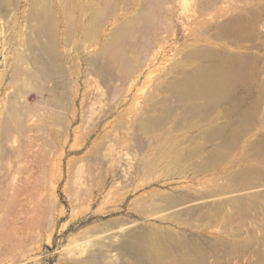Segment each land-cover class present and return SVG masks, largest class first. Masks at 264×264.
<instances>
[{"label": "rangeland", "instance_id": "374dc122", "mask_svg": "<svg viewBox=\"0 0 264 264\" xmlns=\"http://www.w3.org/2000/svg\"><path fill=\"white\" fill-rule=\"evenodd\" d=\"M69 5L0 0V175L14 178L0 181L29 192L20 220L35 205L40 215L21 246L15 236L3 246L14 255L1 264H264V0H175L168 17L153 9L151 28L133 25L136 52L127 34L112 42L110 27L88 46L76 21L92 3ZM120 7L119 24L136 18L138 6ZM118 45L128 58H115ZM198 48L227 79L235 114L200 113L169 90L177 71L203 65L186 58ZM74 116L79 132L64 144ZM218 129L236 138L215 164L224 143L205 135Z\"/></svg>", "mask_w": 264, "mask_h": 264}, {"label": "bare ground", "instance_id": "6f19581e", "mask_svg": "<svg viewBox=\"0 0 264 264\" xmlns=\"http://www.w3.org/2000/svg\"><path fill=\"white\" fill-rule=\"evenodd\" d=\"M59 2H61V4H62V2L64 1V0H58ZM91 1V3H92V5H91V8H90V12H88L87 14H85V13H83V14H81V15H79L78 16V18H77V21H76V26H77V29H76V32H77V35L80 37V38H82V39H84L86 42H88V46H91V48H93V46H96V45H99V44H101V43H99L101 40H102V38H103V36L105 35V33H106V29H108L109 27H110V29L109 30H112V33H111V38L112 39H114L115 38V40L114 41H112V42H115L116 41V39H117V41H118V38H119V41L121 42V39L122 38H124V40L126 39V37L124 36V35H128V41H129V44H127V46H129V47H127V49H129V51H131V52H134L135 51V46H136V43L134 42V41H132V39L134 38V36L132 37L131 35H133V34H130V32H132L131 30L133 29V25L134 24H136V22L138 23L139 22V20H145L144 22L146 23V21H151L154 17H153V13L152 12H154L153 11V9L154 10H158V12H159V14L160 15H162V17H163V15H165L166 16V13L164 12V9H165V6L167 5V7H168V4H173V2L175 1V0H157V1H153V0H145V3L142 5V4H140V2L142 3V1H140V2H135V3H131L130 2V0H90ZM50 2H51V0H50ZM69 3H70V11L72 12V14H73V11L77 8V3H78V0H69ZM35 4V3H34ZM130 4H132L133 5V7L134 6H138V13H137V15H136V18H133V19H128L127 21H125V22H123V23H121V24H119V21H120V17H121V14L120 13H118L117 12V7H120V6H122V7H120V10L121 11H124V10H126V8H127V6L128 5H130ZM50 7H51V5H50ZM63 7V9H64V6H62ZM61 7V8H62ZM81 7H83V6H81ZM97 7V11H94L93 12V9L94 8H96ZM88 8V7H87ZM173 8V7H172ZM171 8V10L168 12V13H170V14H173V12H174V9H172ZM52 9V8H51ZM81 11H82V9H81ZM166 11V10H165ZM63 12H66L65 10H63ZM67 13V12H66ZM75 13V12H74ZM123 13V12H122ZM155 13H157V12H155ZM155 13H154V15H155ZM54 14V13H53ZM68 14V13H67ZM65 16H66V14H65ZM64 16V17H65ZM138 17H139V19H138ZM166 17H168V16H166ZM155 18H157V15H156V17ZM159 19V18H158ZM55 20V19H54ZM65 20H66V18H65ZM68 20V19H67ZM160 20V19H159ZM62 21V20H61ZM60 21V22H61ZM93 21V23H95L97 26H94V25H91V23H90V25L92 26V28L94 29L95 28V31L93 30V31H90V30H88V27L85 25V23L86 22H92ZM164 21L166 22L167 20H166V18L164 19ZM153 22H155V19H154V21H152V23ZM161 22H163V21H161ZM67 23H69L68 21H67ZM92 23V24H93ZM150 23V22H149ZM149 23H147V25L149 24ZM169 23L170 24H168V22H167V25H170V27L171 28H174V25H173V22L172 21H169ZM78 24V25H77ZM166 24V23H165ZM153 25V24H152ZM152 25H151V23L149 24V28H151L152 27ZM57 26V25H56ZM75 25H72V27H74ZM90 26V27H91ZM94 26V27H93ZM161 26H162V24H161ZM164 26H162V27H160V28H163ZM170 27H168V28H170ZM96 28H97V31H96ZM166 28V27H165ZM212 28V27H211ZM75 28H73V30H74ZM164 29V28H163ZM146 30H147V28H146ZM149 30V29H148ZM156 30V29H155ZM158 30V29H157ZM166 31H168L167 29H165ZM171 29H169V31H170ZM91 32V34H93L92 32H97V36H96V39L97 40H94L92 37L94 36V35H92V36H90L91 34H88V32ZM150 31V30H149ZM163 31V30H162ZM165 31V32H166ZM172 31V30H171ZM205 32H206V29L204 30ZM207 31H208V29H207ZM151 32V35H152V38L156 41V42H160V41H164V39L162 40V37H160L158 34H157V32H154V31H150ZM146 33V32H145ZM226 33V32H225ZM229 33V32H228ZM96 34V33H95ZM126 35V36H127ZM124 36V37H123ZM147 36V35H146ZM166 36V35H165ZM145 37V36H144ZM143 37V43H142V46H144V43H145V41H144V39L145 40H147L148 38H144ZM121 38V39H120ZM215 38V37H214ZM135 39V38H134ZM188 39V38H187ZM186 39V40H187ZM201 41V40H200ZM134 42V43H133ZM142 42V41H141ZM140 42V43H141ZM187 42V41H186ZM116 44H117V42H115ZM128 43V42H127ZM152 42L150 41V44H151ZM199 43V39L198 38H196V37H194V38H192V45H197ZM118 44H119V42H118ZM147 44H148V42H147ZM156 44L157 43H153V46H151V47H153V49L152 50H150V53L149 54H152L153 56L152 57H154V58H157L158 57V55H159V53H160V49L159 48H157L156 47ZM108 46V45H107ZM140 46V45H139ZM149 47V46H148ZM118 48H120V46L118 45V46H116V50L118 49ZM137 48V47H136ZM140 48H142V47H140ZM95 49V48H94ZM97 49V48H96ZM138 50V49H137ZM193 50H195V49H193ZM189 51L188 53H190L189 55H188V53H186L188 56L186 57V58H196V60L197 59H199V58H202V56H198V55H201L202 53H203V51L205 50H203V51H201V48L199 49H196L195 51ZM199 50L202 52H200L199 53ZM105 51V50H104ZM103 51V52H104ZM126 49H124L123 48V46L120 48V49H118L117 51H115V53H113L114 55L116 54V57L115 58H121V60H123L122 58H128L127 57V55H126ZM216 51V50H215ZM215 51H214V53H215ZM102 51H101V53H103ZM136 52V51H135ZM143 52V51H142ZM142 52H139V55H138V58H139V56H140V53H142ZM218 52V51H217ZM138 53V52H137ZM205 54H208V53H206V52H204ZM110 54V53H109ZM109 54H107L106 55V57L109 55ZM161 54H162V51H161ZM161 54H160V56H161ZM210 54V53H209ZM213 54V53H212ZM219 54V53H218ZM142 56V55H141ZM183 57V56H182ZM135 58H137V57H135ZM184 58V57H183ZM203 61H204V63H203V65L202 66H200L199 67V69H197V70H194V71H192L191 73H189V72H187L186 70H179V71H177V75H180V78H174L173 80H172V78H171V81H168L167 83H168V86H169V90H171L172 91V93L173 94H175V95H177L178 96V98H179V101L180 102H182V103H185V102H190V101H198V102H200V104H201V108H200V113L201 112H205V113H212L213 112V110H216V108H218V107H220V106H222V105H225V109H226V111H227V113H228V115H233V114H235V112H236V110L237 109H234L233 108V102H232V100H231V98H230V96H229V93H227V89L225 88L226 87V81H227V79H224L223 78V75H222V71H220L219 69H218V65H216V63L214 64V63H212L213 61H212V58L208 55V56H204L203 58ZM193 60V59H192ZM195 60V59H194ZM201 60V59H200ZM125 62V61H124ZM201 62V61H200ZM189 63V62H188ZM218 64V63H217ZM221 68V67H220ZM211 71V72H209V73H207V71ZM223 73H224V71H223ZM176 74V73H175ZM227 76V75H226ZM237 82V81H236ZM231 83V82H230ZM168 88V87H167ZM240 102V101H239ZM238 102V103H239ZM238 105V104H237ZM199 106V105H198ZM164 111V110H163ZM199 111V110H198ZM167 112V111H166ZM163 115H165V114H163ZM162 115V116H163ZM167 116V115H166ZM161 117V116H160ZM152 119V118H151ZM160 119H162V118H160ZM242 119V118H241ZM158 120V119H157ZM76 121V119H75V116L74 117H72V119H70L69 120V123H67V128H66V130H65V135H64V144H67L68 143V141H69V139L71 138V134H72V132L75 134L76 132L75 131H77L76 129H72V124L74 123ZM162 122V121H161ZM161 122H160V124H161ZM155 123V122H154ZM158 123V122H157ZM159 124V125H160ZM155 125H156V123H155ZM176 126V125H175ZM157 127V126H156ZM155 127V128H156ZM77 128V127H76ZM174 129H175V127H174ZM77 132H79V131H77ZM166 133V132H165ZM77 134H75V136H76ZM236 135V134H235ZM238 136V135H237ZM77 137V136H76ZM164 137H165V134H160V135H157L156 136V139H158V140H161V139H164ZM205 137H206V139H207V142H208V144L211 142V144H212V142H214L215 140H219V141H222L224 144V146H218V145H214V147H213V150H212V153L213 154H215L217 157V159H216V161H214V163L216 164L217 163V160H219V159H221V158H223L224 156H225V154H226V152H227V146L228 147H230V145H231V143L232 142H230L229 141V144H228V140L231 138V139H233V138H236V137H234L233 136V133H231V132H229L228 134H226V132L224 131V130H220V129H218V130H216V131H214V132H210L209 134L207 133L206 135H205ZM75 139V138H74ZM77 141V140H76ZM225 143H226V145H225ZM75 144V147H77V144H78V142L76 143H74ZM74 144L73 145H71V147L72 146H74ZM79 146V145H78ZM233 146V145H232ZM78 148V147H77ZM71 149V148H70ZM76 149V148H75ZM33 161V160H32ZM35 161V160H34ZM37 162V161H36ZM33 163V162H32ZM35 166V165H34ZM9 168V167H8ZM10 169H12V168H10ZM9 169V170H10ZM33 169V168H32ZM8 170V171H9ZM10 172H12V171H10ZM30 172H31V169H30ZM13 173H15V175L17 174V171H13ZM33 173V172H32ZM7 175V174H6ZM30 175V174H29ZM35 174H32V178L33 177H35L34 176ZM0 176H2V175H0ZM5 176V175H4ZM4 176H2L1 178H3L2 180L3 181H5L4 180ZM12 175H10V177H11ZM6 177V176H5ZM8 177H9V174H8ZM8 177H6V178H8ZM10 177H9V179H10ZM29 178V177H28ZM32 178H29V179H31L32 180ZM11 179H12V177H11ZM14 179V178H13ZM12 179V180H13ZM28 179V180H29ZM36 180H37V178H35ZM35 179H33V180H35ZM1 180V181H2ZM18 181L19 182V180L20 179H16L15 178V181ZM31 180H29L28 181V183L31 181ZM1 181H0V183H1ZM38 181V180H37ZM10 181H8V183H9ZM5 184L4 182H2L1 183V186L3 185V184H5V186H6V188H4L3 186V188L1 187L0 188V250L3 248V246L5 247V244L8 242L9 244L11 243V241H9L12 237H18L19 235H20V233H22V232H24V230H26V229H31V230H34L35 231V229H36V224H37V218H38V216H37V209H39V208H37L36 207V205H35V208H36V210L35 209H33L32 211H30V212H28V218H25L24 219V221L23 220H20V219H22V216H24V213H19L18 211H17V209L19 208V204H20V202H19V198L20 197H22L23 195H26V192H27V194L29 193L28 191H26V187L24 188L23 186H16V184H13L12 183V181L9 183V184ZM12 183V184H11ZM24 183H26V180L24 181ZM27 183V184H28ZM7 185L9 186V187H7ZM18 185V184H17ZM35 185H36V183H35ZM33 186V185H32ZM37 187V185L34 187L35 189H38V188H36ZM5 189V190H4ZM35 189H34V191H35ZM33 191V192H34ZM31 195H33V194H31ZM33 196H35V194L33 195ZM32 196V197H33ZM25 198H26V196H25ZM29 197H27L26 199H25V201H27V199H28ZM31 198V197H30ZM37 199H35V201H36ZM168 200V199H167ZM169 200H171L170 198H169ZM38 201V200H37ZM173 201V200H172ZM24 202V201H23ZM33 202H34V200H33ZM32 202V203H33ZM175 202V201H174ZM173 202V203H174ZM21 203H22V201H21ZM26 203H28V202H26ZM39 205V203L37 204V206ZM23 207H25V206H23ZM39 207V206H38ZM22 207H20L19 209L20 210H22L21 209ZM27 208H28V206H27ZM34 208V207H33ZM52 208V207H51ZM45 209V208H44ZM48 211V210H47ZM50 211V210H49ZM22 212V211H21ZM37 212V213H36ZM40 213L42 212V211H39ZM49 213V212H48ZM23 214V215H22ZM44 214H46V213H44ZM38 215H39V213H38ZM43 215V214H42ZM51 215H49L48 217H50ZM25 217H26V215H25ZM39 217H40V215H39ZM50 220V219H49ZM48 220V221H49ZM21 221L23 222V223H21ZM40 221V220H39ZM51 221V220H50ZM21 223V224H20ZM40 226V225H39ZM37 230V229H36ZM36 232V231H35ZM21 235H23V234H21ZM14 237V238H15ZM15 238V239H16ZM19 238V237H18ZM18 238L16 239V240H18ZM22 238H23V236H22ZM21 238V239H22ZM27 238H28V236H27ZM38 238V237H37ZM13 239V238H12ZM11 239V240H12ZM36 239V238H35ZM34 239V240H35ZM14 240V239H13ZM12 240V241H13ZM16 240H15V242H16ZM20 240V239H19ZM18 240V242H16V244L15 245H12L11 247L12 248H14L16 245H18V246H21L22 245V241H19ZM24 240V239H23ZM33 241V240H32ZM7 243V248H8V244ZM20 244V245H19ZM26 243L24 242V245H25ZM11 245V244H10ZM174 246H175V244H174ZM6 247L4 248V249H7ZM3 249V250H4ZM15 249V248H14ZM23 249V248H22ZM9 250V248L7 249V251ZM11 250V249H10ZM3 252V251H2ZM6 253H8L9 254V252H6ZM11 253V252H10ZM7 254V255H8ZM1 255V254H0ZM6 255V256H7ZM10 255H12V254H10ZM9 255V256H10ZM14 255V254H13ZM12 255V256H13ZM2 256L3 255H1V258H0V264L1 263H4V260H5V258H6V256H5V258H4V256H3V258L4 259H2ZM9 256H7V257H9ZM8 259L9 258H6V261H8ZM14 262V261H13ZM179 264V263H178Z\"/></svg>", "mask_w": 264, "mask_h": 264}]
</instances>
